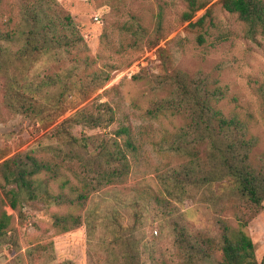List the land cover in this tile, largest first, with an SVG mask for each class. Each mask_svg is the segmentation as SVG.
<instances>
[{
	"label": "rangeland",
	"instance_id": "obj_1",
	"mask_svg": "<svg viewBox=\"0 0 264 264\" xmlns=\"http://www.w3.org/2000/svg\"><path fill=\"white\" fill-rule=\"evenodd\" d=\"M36 1L0 0V29L17 26ZM51 5L72 17L88 47L92 70L107 71L110 80L85 98L74 90L71 108L41 131L29 118L7 108L2 93L6 79L0 75V164L25 152L51 160L47 149L55 144L51 138L55 128L94 103H108L116 123L95 130L76 127L73 133L112 137L127 126L139 151L130 156L132 170L125 183L93 193L83 205L26 201L23 221L5 206L13 216L17 245L1 247L0 264H185L176 245V229L218 242L219 220L244 231L254 244L258 264H264V202L257 208L219 201L217 186L188 192L168 187L167 179L188 159L169 152L165 141L185 120L148 115L173 90L169 86L157 91L159 79L178 72L198 79L204 73L227 91L222 104L226 113L235 112L250 123L257 141L251 153L256 163L264 154V100L259 90L264 85V36L246 39L245 25L224 11L220 0L208 6L216 26L208 18L203 28L192 24L206 10L192 22L181 21L182 0H52ZM161 14L163 26L158 30ZM41 57L34 69L41 76L60 75L70 63ZM64 173L73 187L79 186L70 172ZM60 183L44 184L57 194ZM55 214L72 215L78 224L61 230L54 225ZM221 261L222 252L217 250L201 263Z\"/></svg>",
	"mask_w": 264,
	"mask_h": 264
},
{
	"label": "trees",
	"instance_id": "obj_2",
	"mask_svg": "<svg viewBox=\"0 0 264 264\" xmlns=\"http://www.w3.org/2000/svg\"><path fill=\"white\" fill-rule=\"evenodd\" d=\"M51 1H36L24 11L17 26L6 31L0 29V75L6 79L2 92L5 105L29 118L41 131L71 108L74 90L82 91L85 98L110 80L107 71L92 70L93 63L86 56L88 47L77 25L69 14L52 7ZM182 1L185 5L180 15L182 22H192L199 11L206 10L203 17L190 24L203 28L209 18L210 25L216 26L212 9H208L214 0ZM220 2L224 11L236 15L245 25L246 39L264 36V0ZM159 19L158 30H161L162 14ZM42 55L59 57L57 61L64 58L70 63L60 75L41 76L34 69ZM156 84L157 91L169 86L173 90L148 115L180 116L185 120V125L165 144L169 152L186 157L188 162L167 179V186L184 192L217 186L219 201L262 206L264 154L254 163L251 153L257 141L250 123L239 114H228L223 109L228 93L218 80L204 73L193 79L178 72L159 79ZM259 90L264 100V85ZM116 121V113L108 103H94L55 128L51 134L55 144L47 149L51 160L25 152L0 164V249L17 245L13 216L4 210L5 206L23 221L22 205L26 201L43 200L58 207L83 205L93 193L127 181L132 170L130 156L139 151L130 127L117 129L112 137H78L73 133L76 127L109 128ZM65 171L74 176L78 187H73ZM43 175L45 179H41ZM59 181L61 192L53 194L46 185ZM54 220L55 227L66 231L78 224L72 215L55 214ZM219 226L218 242L176 229V245L185 264H202L217 250L222 252L219 264H258L254 244L244 231L231 227L225 220H219Z\"/></svg>",
	"mask_w": 264,
	"mask_h": 264
}]
</instances>
